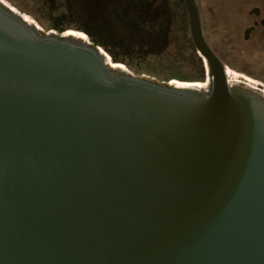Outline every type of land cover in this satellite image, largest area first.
I'll return each mask as SVG.
<instances>
[{"label":"water","instance_id":"1","mask_svg":"<svg viewBox=\"0 0 264 264\" xmlns=\"http://www.w3.org/2000/svg\"><path fill=\"white\" fill-rule=\"evenodd\" d=\"M183 1L205 85L0 0V264H264V89Z\"/></svg>","mask_w":264,"mask_h":264},{"label":"rangeland","instance_id":"2","mask_svg":"<svg viewBox=\"0 0 264 264\" xmlns=\"http://www.w3.org/2000/svg\"><path fill=\"white\" fill-rule=\"evenodd\" d=\"M4 1L45 31L55 30L58 33L63 31L81 33L87 24L95 26L96 21H92L91 16L105 15L111 4L109 3L111 0ZM137 2L142 5L135 9L136 19L141 20V29L130 25L129 35L121 39L108 38L104 35L106 39L102 41L108 44V50L135 76H144L160 83L172 81L183 85H205L208 78L203 75L202 64L191 43L188 17L179 1L137 0ZM116 23L122 25L119 20ZM98 39L100 40L99 37ZM227 65L236 71L242 70L237 61H230ZM249 76L264 81V78L252 73ZM177 79L187 82H180Z\"/></svg>","mask_w":264,"mask_h":264},{"label":"flooded vegetation","instance_id":"3","mask_svg":"<svg viewBox=\"0 0 264 264\" xmlns=\"http://www.w3.org/2000/svg\"><path fill=\"white\" fill-rule=\"evenodd\" d=\"M178 1L189 23L187 7L183 0ZM196 2L204 37L225 67L264 89V81L249 76L264 78V0ZM233 60L241 65V72L227 65Z\"/></svg>","mask_w":264,"mask_h":264},{"label":"trees","instance_id":"4","mask_svg":"<svg viewBox=\"0 0 264 264\" xmlns=\"http://www.w3.org/2000/svg\"><path fill=\"white\" fill-rule=\"evenodd\" d=\"M109 3L110 7L105 15L94 14L92 15V21H96V25L87 24L86 27L81 31V35L87 36L95 45L100 46L103 50L107 51L106 53L111 57L115 63L122 64L117 60L116 56L108 50V44L104 43V35L108 38L114 37L116 39H121L124 36L129 35L128 27L130 25H135L138 30L141 29V20L136 19L135 9L141 7L142 5L137 2V0H111ZM138 11V10H137ZM98 16V17H97ZM119 20L122 23V27L117 25L116 21ZM127 29V31H125ZM131 30V29H130ZM131 33V31H130ZM100 38V40L98 39ZM134 37V36H133ZM106 39V38H105ZM192 43V42H191ZM197 53V51H196ZM198 54V53H197ZM198 59L202 64L203 75L205 76V65L204 59L198 54ZM231 73L234 76L239 77L233 71ZM178 81L187 82V80L177 79ZM189 82V81H188ZM197 83V81H195ZM189 82V83H195ZM203 83L205 80L202 81Z\"/></svg>","mask_w":264,"mask_h":264},{"label":"bare ground","instance_id":"5","mask_svg":"<svg viewBox=\"0 0 264 264\" xmlns=\"http://www.w3.org/2000/svg\"><path fill=\"white\" fill-rule=\"evenodd\" d=\"M4 1V0H3ZM27 19H29V20H31L29 17H26ZM230 69L227 67V72H228V74H229V76H233L234 77V75L229 71ZM237 75V74H236ZM239 76V75H238ZM235 77H237V76H235ZM239 77H241V76H239ZM208 80V79H207ZM247 80V79H246ZM249 81V80H248ZM250 82H252V81H250ZM252 83H254V82H252ZM254 84H256V83H254ZM179 85H183V84H179Z\"/></svg>","mask_w":264,"mask_h":264}]
</instances>
